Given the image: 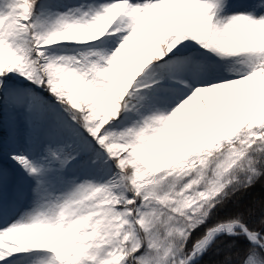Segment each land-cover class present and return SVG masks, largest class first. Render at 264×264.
I'll return each mask as SVG.
<instances>
[{
    "label": "snow or ice",
    "instance_id": "obj_1",
    "mask_svg": "<svg viewBox=\"0 0 264 264\" xmlns=\"http://www.w3.org/2000/svg\"><path fill=\"white\" fill-rule=\"evenodd\" d=\"M264 0H0V264H264Z\"/></svg>",
    "mask_w": 264,
    "mask_h": 264
},
{
    "label": "rangeland",
    "instance_id": "obj_2",
    "mask_svg": "<svg viewBox=\"0 0 264 264\" xmlns=\"http://www.w3.org/2000/svg\"><path fill=\"white\" fill-rule=\"evenodd\" d=\"M236 199L240 201L242 208L255 206L259 209L261 202L264 201V190H262L261 183H258L248 192L238 193Z\"/></svg>",
    "mask_w": 264,
    "mask_h": 264
}]
</instances>
